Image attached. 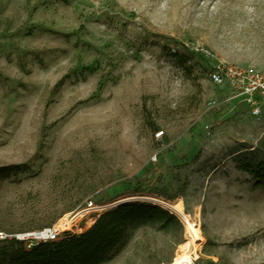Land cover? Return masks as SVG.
<instances>
[{
	"label": "rangeland",
	"instance_id": "rangeland-1",
	"mask_svg": "<svg viewBox=\"0 0 264 264\" xmlns=\"http://www.w3.org/2000/svg\"><path fill=\"white\" fill-rule=\"evenodd\" d=\"M218 64L264 70V0H0V232L91 200L81 235L150 203L180 226H140L100 264H168L187 230L154 200L179 201L193 264H264V187L242 165L264 119L210 82Z\"/></svg>",
	"mask_w": 264,
	"mask_h": 264
},
{
	"label": "trees",
	"instance_id": "trees-1",
	"mask_svg": "<svg viewBox=\"0 0 264 264\" xmlns=\"http://www.w3.org/2000/svg\"><path fill=\"white\" fill-rule=\"evenodd\" d=\"M253 163H242L257 185L264 187V156L254 151ZM167 229L179 227L178 219L155 204L131 202L104 212L81 235L64 234L58 240L42 243L31 250L14 240L0 246V264H100L120 252L129 232L140 226Z\"/></svg>",
	"mask_w": 264,
	"mask_h": 264
},
{
	"label": "built area",
	"instance_id": "built-area-1",
	"mask_svg": "<svg viewBox=\"0 0 264 264\" xmlns=\"http://www.w3.org/2000/svg\"><path fill=\"white\" fill-rule=\"evenodd\" d=\"M213 85L226 86L232 92V98H240L250 107V115L264 119V70L254 71L238 65L218 64L209 73ZM103 210L91 200L73 213L66 215L61 221L47 227L19 234L0 232V240L14 238L24 244L26 250H31L39 244L58 240L62 235L72 232L77 222L83 217Z\"/></svg>",
	"mask_w": 264,
	"mask_h": 264
},
{
	"label": "bare ground",
	"instance_id": "bare-ground-1",
	"mask_svg": "<svg viewBox=\"0 0 264 264\" xmlns=\"http://www.w3.org/2000/svg\"><path fill=\"white\" fill-rule=\"evenodd\" d=\"M154 201L163 205L168 210L173 212L176 216H178L186 226V230H187L186 241L180 244L179 250L177 251L175 257L168 264H193L192 261L196 257L198 242L201 240V236L199 235L198 228L193 225L188 215L184 213L182 209V205L179 201L170 204L167 202H161L156 200Z\"/></svg>",
	"mask_w": 264,
	"mask_h": 264
}]
</instances>
